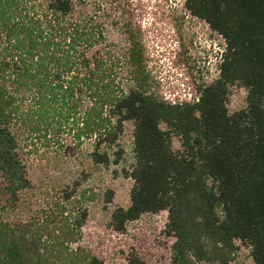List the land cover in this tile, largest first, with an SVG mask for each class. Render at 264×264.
<instances>
[{
    "label": "trees",
    "instance_id": "1",
    "mask_svg": "<svg viewBox=\"0 0 264 264\" xmlns=\"http://www.w3.org/2000/svg\"><path fill=\"white\" fill-rule=\"evenodd\" d=\"M124 3L0 0V264H100L72 248L87 216L66 204L72 193L42 215L7 216L20 213L33 189L22 139L57 147L64 136L76 147L87 141L94 165L118 166L125 123L133 132L122 174L133 186L129 206L111 213L110 230L121 235L142 216L166 213L169 264H228L238 246L264 264V0H184L224 51L217 79L199 88L198 101L177 105L150 93ZM234 86L245 90V107L229 114Z\"/></svg>",
    "mask_w": 264,
    "mask_h": 264
},
{
    "label": "rangeland",
    "instance_id": "2",
    "mask_svg": "<svg viewBox=\"0 0 264 264\" xmlns=\"http://www.w3.org/2000/svg\"><path fill=\"white\" fill-rule=\"evenodd\" d=\"M124 1V8L132 10L144 51L151 78L150 93L165 101L179 99L183 94H194L198 85L205 87L217 79L223 40L204 22L188 15L184 0ZM121 39L118 36V49L124 46ZM124 76L122 72V80ZM245 97L244 89L231 87L226 103L228 113L243 109ZM132 132V124L125 123L118 140L124 152L122 159L118 166L110 167L91 162V143L87 141L76 147L70 137L64 136L61 147H57L52 141L22 139L20 153L33 189L22 196L20 213L7 217L17 221L42 215L64 192L72 193L66 203L70 210L87 212L79 242L72 248L78 246L100 264H133L132 256L141 264H169L173 239L164 234L166 213L142 216L128 224L121 235L108 226L114 209L129 206L133 183L123 177L122 168L130 162ZM172 149H179L178 141L172 142ZM92 194L95 198L89 200ZM109 194L111 201L106 204ZM238 247L228 264H254L249 249Z\"/></svg>",
    "mask_w": 264,
    "mask_h": 264
},
{
    "label": "built area",
    "instance_id": "3",
    "mask_svg": "<svg viewBox=\"0 0 264 264\" xmlns=\"http://www.w3.org/2000/svg\"><path fill=\"white\" fill-rule=\"evenodd\" d=\"M223 45H224V43H223ZM223 51H224V48H223ZM223 51L220 55L219 61H221ZM219 64H220V62H219ZM218 75H219V65H218ZM196 84H197V82H196ZM203 87H204L203 85H198L197 90L194 92V94H191V93L183 94L181 98L167 100V102H169L171 105H177V104H181V103H188V104L196 103L198 101L199 88H203Z\"/></svg>",
    "mask_w": 264,
    "mask_h": 264
},
{
    "label": "flooded vegetation",
    "instance_id": "4",
    "mask_svg": "<svg viewBox=\"0 0 264 264\" xmlns=\"http://www.w3.org/2000/svg\"><path fill=\"white\" fill-rule=\"evenodd\" d=\"M165 101V100H164Z\"/></svg>",
    "mask_w": 264,
    "mask_h": 264
}]
</instances>
